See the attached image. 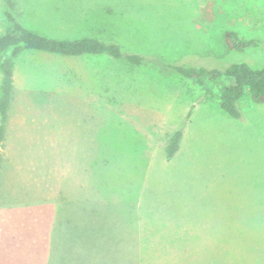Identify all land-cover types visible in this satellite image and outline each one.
<instances>
[{"label": "rangeland", "instance_id": "374dc122", "mask_svg": "<svg viewBox=\"0 0 264 264\" xmlns=\"http://www.w3.org/2000/svg\"><path fill=\"white\" fill-rule=\"evenodd\" d=\"M8 1L21 24L51 38L79 35L73 8H107L113 13L103 38L149 62L44 60L40 100L72 86L106 107L95 110L106 112L99 117L108 129L92 158V212L60 225L55 203L33 199L46 189H35L32 176L17 190L19 201L0 206V264H264V103L246 93L238 102L241 117L231 118L216 101H205L191 79L168 68L264 65V0ZM0 8L6 9L2 0ZM52 9L57 28L31 21ZM2 24L0 33L7 28ZM226 32L259 44L228 52ZM178 130V151L168 159L166 146ZM29 138L20 141V151L32 164ZM62 236L74 252L62 251Z\"/></svg>", "mask_w": 264, "mask_h": 264}, {"label": "crops", "instance_id": "0c3cea01", "mask_svg": "<svg viewBox=\"0 0 264 264\" xmlns=\"http://www.w3.org/2000/svg\"><path fill=\"white\" fill-rule=\"evenodd\" d=\"M73 10L76 12V18L70 20L74 21L72 27L79 35L55 39L94 37L105 40L103 37L108 36V25H111L108 18L113 12H108L107 8H73ZM4 12L5 10L0 8V22L7 23L5 33L11 30L12 24ZM54 12L52 9L49 14H41L42 19L32 14L31 21L39 22L35 26L55 29L56 21L52 19ZM2 22L1 27H3ZM81 29L84 31L81 33L77 31ZM87 31L92 33L87 34ZM41 35L50 37L44 33ZM106 42L119 43L112 40ZM39 52L25 50L14 58L13 92L4 126V141L0 148V206L4 207L11 202L19 201L14 198L17 196V190H20L23 184L34 176L35 189L45 188L46 193L42 192L40 196H37V192L33 199L35 201L49 200L55 203L57 205L54 210L55 216L60 217L61 212L63 220L60 225L66 226L70 220L73 221L76 214L83 218L85 214L92 212V200L89 195L92 183V158L100 153L101 142L107 140V134L102 133L108 129L107 123L101 122L99 117L106 112L101 113L95 110L106 107L102 106V101L89 99L85 89L80 87L72 89L70 88L72 86L66 89L56 88L49 94V102H47L48 99L40 100L41 96L37 94L42 92V87H39V75L46 71L43 68L44 60L48 61L51 56L60 55L50 53L52 54L50 56H41ZM85 56L96 57L95 55L80 57ZM39 57H42V60ZM50 65L53 66L52 63ZM1 79L0 73V83ZM27 136L31 137L29 141L35 146L32 164L27 163V160L22 157L24 151L22 153L20 151V141ZM13 147L17 152L16 156H12ZM4 215L3 212L0 218ZM118 235L120 234L117 232ZM116 238L114 237V242ZM58 241L65 247L62 248L63 252L75 251L69 239L62 236ZM58 251L59 248H57Z\"/></svg>", "mask_w": 264, "mask_h": 264}, {"label": "trees", "instance_id": "16d2710c", "mask_svg": "<svg viewBox=\"0 0 264 264\" xmlns=\"http://www.w3.org/2000/svg\"><path fill=\"white\" fill-rule=\"evenodd\" d=\"M6 9L5 16L11 22L9 32L0 35V148L4 141V126L13 92L14 58L25 50L43 51L47 53L80 57L84 55L108 56L123 61L130 66H141L149 62L137 53H124L119 44L106 42L94 37L77 39H55L37 33L21 24L15 17L8 0H2ZM224 41L228 52H242L256 47L258 40L240 36L235 32H226ZM168 68L185 79H191L201 91L205 101H216L219 107L231 118L241 117L238 102L246 93L254 103H264V65L252 67L246 63H233L223 70L205 69L202 67H184L169 64ZM182 131H176L165 152L172 158L179 147ZM1 161V153H0Z\"/></svg>", "mask_w": 264, "mask_h": 264}]
</instances>
